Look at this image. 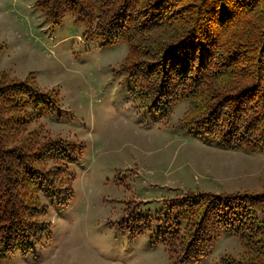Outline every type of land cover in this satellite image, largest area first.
I'll use <instances>...</instances> for the list:
<instances>
[{
	"label": "trees",
	"instance_id": "trees-1",
	"mask_svg": "<svg viewBox=\"0 0 264 264\" xmlns=\"http://www.w3.org/2000/svg\"><path fill=\"white\" fill-rule=\"evenodd\" d=\"M53 24L66 14L110 42L124 41L121 70L152 110L179 99L188 126L222 147L264 154V0H35ZM4 45L0 43V53ZM31 76V75H30ZM58 94L33 78L0 71V254L46 238L41 198L71 195L68 166L80 148L31 128L57 113ZM157 223L156 237L177 263L196 261L223 232L244 249L222 264H264V188L194 192ZM183 199V198H182ZM170 212L172 213L171 215ZM169 213V214H168Z\"/></svg>",
	"mask_w": 264,
	"mask_h": 264
},
{
	"label": "rangeland",
	"instance_id": "rangeland-1",
	"mask_svg": "<svg viewBox=\"0 0 264 264\" xmlns=\"http://www.w3.org/2000/svg\"><path fill=\"white\" fill-rule=\"evenodd\" d=\"M34 1L0 0V71L58 94L57 113L31 128L80 152L68 166L66 204L41 198L49 235L24 251L1 253L0 264H175L151 218H162L170 202L191 192H259L264 154L224 148L188 126L187 99L152 110L132 95L121 70L124 41L87 33L70 14L53 25ZM243 249L223 231L189 264H222Z\"/></svg>",
	"mask_w": 264,
	"mask_h": 264
}]
</instances>
